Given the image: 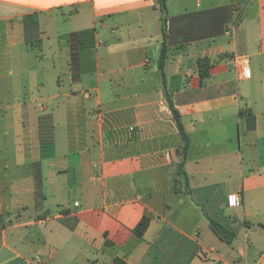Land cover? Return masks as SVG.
<instances>
[{
  "label": "crops",
  "instance_id": "1",
  "mask_svg": "<svg viewBox=\"0 0 264 264\" xmlns=\"http://www.w3.org/2000/svg\"><path fill=\"white\" fill-rule=\"evenodd\" d=\"M167 9L0 0V264H264V0Z\"/></svg>",
  "mask_w": 264,
  "mask_h": 264
},
{
  "label": "trees",
  "instance_id": "2",
  "mask_svg": "<svg viewBox=\"0 0 264 264\" xmlns=\"http://www.w3.org/2000/svg\"><path fill=\"white\" fill-rule=\"evenodd\" d=\"M159 4H160V8L162 11V23H163V42H162V49H161V54H160V58H159V62H158V68L160 71V75H161V79L164 83V85L166 84V76H165V64H166V59H167V53H168V46H167V40H168V9H167V1L168 0H158ZM209 62L206 59H201L198 62V69H199V74L201 77L202 82H204L206 79H208L209 77ZM167 100H168V106L169 109L172 112L173 118L176 121V125L178 127V130L180 132V135L182 137V142H183V146H182V152H183V161L179 164V174L180 176L183 177L185 185L187 188H189V179L188 176L186 174V172H184L183 168L185 165V161L187 159V155L190 149V138L184 128L181 116L178 112V110L175 108L171 98L169 96H167ZM246 114H241V118H245ZM255 128V116H251V126L250 129H254ZM0 218H2V216H0ZM150 225V218L147 216H144L143 219L139 222V224L136 226V228L134 229V233L138 236V237H143L144 234L146 233V231L148 230V227ZM210 225L212 230L214 231V233L224 242H226L227 244H232L233 241L235 240L236 236L230 232H228L226 229H224L220 224H218L217 222L210 220ZM118 264H124L121 261H117Z\"/></svg>",
  "mask_w": 264,
  "mask_h": 264
},
{
  "label": "built area",
  "instance_id": "3",
  "mask_svg": "<svg viewBox=\"0 0 264 264\" xmlns=\"http://www.w3.org/2000/svg\"><path fill=\"white\" fill-rule=\"evenodd\" d=\"M237 25H238L237 22L235 20H232L226 27L225 34L231 37L234 34L237 28ZM239 74H240L241 79H249L251 77L249 64L246 58L241 59L240 66H239ZM131 130H133V128H131ZM233 203L235 206H240L242 203V200L239 197H235L233 199Z\"/></svg>",
  "mask_w": 264,
  "mask_h": 264
},
{
  "label": "rangeland",
  "instance_id": "4",
  "mask_svg": "<svg viewBox=\"0 0 264 264\" xmlns=\"http://www.w3.org/2000/svg\"><path fill=\"white\" fill-rule=\"evenodd\" d=\"M11 71H12V73H14L13 80H16L17 79V75H18V68L15 67ZM57 131H58V135H59L60 127H58Z\"/></svg>",
  "mask_w": 264,
  "mask_h": 264
}]
</instances>
